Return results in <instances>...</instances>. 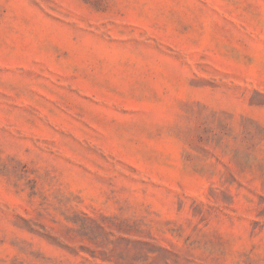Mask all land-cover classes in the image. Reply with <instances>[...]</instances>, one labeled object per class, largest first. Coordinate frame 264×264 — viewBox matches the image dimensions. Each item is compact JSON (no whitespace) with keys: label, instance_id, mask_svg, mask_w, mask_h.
Returning a JSON list of instances; mask_svg holds the SVG:
<instances>
[{"label":"rangeland","instance_id":"374dc122","mask_svg":"<svg viewBox=\"0 0 264 264\" xmlns=\"http://www.w3.org/2000/svg\"><path fill=\"white\" fill-rule=\"evenodd\" d=\"M0 264H264V0H0Z\"/></svg>","mask_w":264,"mask_h":264}]
</instances>
